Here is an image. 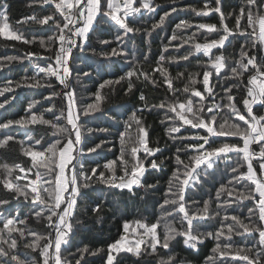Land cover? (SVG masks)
Here are the masks:
<instances>
[{"label":"snow or ice","instance_id":"obj_1","mask_svg":"<svg viewBox=\"0 0 264 264\" xmlns=\"http://www.w3.org/2000/svg\"><path fill=\"white\" fill-rule=\"evenodd\" d=\"M37 6L39 15L15 27L9 0H0V38L42 50L0 56V72L31 65L20 79L0 82V110L13 105L18 89L33 90L22 115L0 117V154L18 145L29 158L0 161V264H89L100 253L103 264L133 257V264H192L175 253L177 237L193 254L212 243L202 264H264V0H202L199 7L171 0L158 19L163 5L156 0H27L29 9ZM181 11L198 19L178 16L153 53L159 31ZM213 14L217 23L201 22ZM193 58H206L201 71L171 75L169 66ZM116 59L126 61L125 71L105 78ZM145 64L155 66L145 70ZM140 82L163 89L167 99L150 103ZM118 85L125 96L138 94L139 106L105 111L103 90ZM145 112L163 114L164 147L153 144ZM105 149L119 154L103 163L93 159ZM199 193L208 199H197ZM125 197L145 211L154 199L159 215L153 212L151 222L139 207L130 212L121 206ZM245 201L252 203L246 216ZM81 212L94 225L112 213L121 221L118 238L105 248L76 245L73 253V238L86 226ZM33 219L44 231L29 226Z\"/></svg>","mask_w":264,"mask_h":264},{"label":"trees","instance_id":"obj_2","mask_svg":"<svg viewBox=\"0 0 264 264\" xmlns=\"http://www.w3.org/2000/svg\"><path fill=\"white\" fill-rule=\"evenodd\" d=\"M157 3L163 5V7L157 9V15L155 16V19L159 18V15H162L164 11L169 10V5L171 3V0H156ZM200 2L202 0H177V3L180 6H183L184 4L191 3L195 4L196 6H200ZM9 3L11 4V9H10V17H11V23L15 27H20L19 25H16L15 22L17 20L22 19L25 16L32 15L33 12H35L37 15L40 14L41 9L39 6L29 9L26 7L27 0H9ZM226 3L230 5H235L236 0H226ZM229 11L231 8L228 9ZM182 17V18H191L192 20H197L194 15L187 14L185 12H178L172 15L170 18V22L166 23L164 30L159 31V36L155 38L154 42L152 43V51L153 53H158L161 48V43L162 40L161 38L170 35L172 29L174 28V24L178 22L177 17ZM201 22H208V23H217V18L215 14H213V17L211 19H206V20H201ZM25 29H27L29 26L25 25L23 26ZM31 30L33 32H41L40 26L37 25H31ZM231 27V24H230ZM195 29L189 30L188 34H190L191 31H194ZM166 42V41H164ZM201 42L203 40L201 39ZM12 45H15L13 47ZM136 46L140 49L145 48L144 42L137 37L136 39ZM187 47V46H186ZM235 47V41H233V44L229 46L228 52L225 53V55L231 60V53L233 52V49ZM26 50H33V51H42L38 49L34 45H22L19 42L15 41H4L3 38H0V56L3 55H23ZM170 52L172 54H175L172 49H170ZM158 58V57H157ZM206 60V58H202L200 61H197L195 58L192 59L191 64H187L184 62H181L179 66L177 65H171L169 66V71L171 72V75L173 77L176 76V73L178 71L180 72H185L187 73H196L201 71L200 69V64H202ZM125 63L126 61L121 60V59H116L115 64H109L106 66L105 70L108 73V76L105 78L117 76L123 74L125 71ZM155 65H149L145 64L144 69L149 70L151 67H154ZM31 65L26 61L25 64H15L12 67V71L4 70L0 72V82H3L5 78L11 77L14 79H20L21 76L24 75L25 71L30 68ZM31 75V72L28 73ZM185 78H181L180 80L176 81V87L178 88H183L184 83H186ZM79 87V86H78ZM84 87L92 88L95 90V86L92 84H85ZM138 87H140L145 94L148 96L149 102H155L159 103L160 99H167L163 89H160L158 91H153L151 86L145 85L142 82L138 83ZM199 87V85H198ZM44 95L48 94V91L50 90H40ZM104 95L106 97V101L103 103L102 108L105 111H108L110 109H119L121 105H125L127 107H131L133 104H137L139 106L138 102V94L137 97H131V96H125L123 95V92L121 91V86H116L115 90H109L108 88H105L104 90ZM18 99L13 103L12 106L8 107L7 111H2L0 110V117L7 116L8 118H13V117H18L19 115H22V109L23 107L26 106V97L31 98L33 95V90H30L28 88H23V89H18ZM90 93H86L83 90V87H80L79 90V96L82 99H87ZM153 97H156L157 99L153 100ZM37 99H40L41 97L37 96ZM183 99V96L180 97ZM219 99V97H217ZM47 106V105H46ZM61 107L60 103L57 102V109ZM122 110V109H121ZM163 118V114L161 113L159 116L153 112L152 114H149L148 112L144 113V119L146 121V124L149 126V131L151 134V139L153 144H155L156 141H160V147H164V140L166 139L165 135V129L164 126L160 123V120ZM88 127H91L93 125L88 124L86 125ZM32 127H38V126H32ZM24 132V129H19L17 133L18 139H23L22 133ZM42 134V132H41ZM87 134V133H86ZM233 142H235V138H232ZM99 142V141H96ZM111 147V145H109ZM119 144L117 143L116 149H118ZM255 147V146H253ZM116 149H113L112 152H109L107 149H105L99 157L93 156V159L100 160L101 163H103L104 158L111 160L114 158V155H118L119 153L116 151ZM169 153H165V157L168 156ZM29 158L23 157V155L20 153L19 146L14 145L13 148L6 154H0V161H7L8 163H20L25 160H28ZM118 175L120 174L119 172L117 173ZM167 177H165V180ZM219 180V177L217 178ZM149 182H152L151 177L149 178ZM163 184L164 181H161ZM219 184L217 183V187ZM97 187H100L97 185ZM211 190V185H206L204 192H208ZM141 194H143L141 190ZM214 195V191L212 192ZM95 195V194H94ZM161 193H157L155 196V199H159ZM203 195L204 199H208L207 195H204V193H199L197 194L196 198L199 199L200 196ZM127 205L130 212H135L136 208L139 207L140 213L143 214V216L147 217V219L151 222H154V217H153V212L156 213V215H159V207L158 205L154 208V199L149 198V202L147 205V211L144 210V205H139L137 206L134 204L132 200L127 199L126 197L123 199L121 206L123 207L124 205ZM248 207H252V203L249 201L244 202V206L241 207L240 212L242 215H247V210ZM28 209H25V212H27ZM80 219H85L86 220V226L81 227L79 231H77L75 237L73 238V245L74 247L72 248V252H75V246L76 245H88L92 249L96 248H105L108 243H111L113 239L118 238L117 236V231L120 227L121 221L117 219L112 218V213L107 214V218L103 221L102 224L99 225H94L92 223V217L90 215H86L85 213L81 212L79 215ZM178 225V222H175ZM29 226L32 227L33 229L37 231H44V227L35 221V219L31 220L29 222ZM239 240L240 238H236ZM177 240L179 241L178 244L175 246V253L180 257L181 259H184L186 261H192V264H202L203 258L205 255L209 254L210 248L212 246V243L210 241H206L203 246L200 247V251L198 254H193L190 249H185L182 239L180 237H177ZM175 243V242H174ZM104 253H100L95 257H89V264H103V257ZM66 257H69V253H65ZM135 258H129L125 261V264H133V260Z\"/></svg>","mask_w":264,"mask_h":264}]
</instances>
